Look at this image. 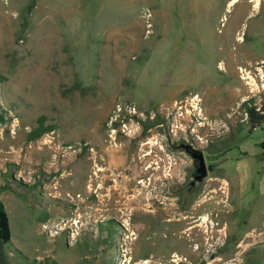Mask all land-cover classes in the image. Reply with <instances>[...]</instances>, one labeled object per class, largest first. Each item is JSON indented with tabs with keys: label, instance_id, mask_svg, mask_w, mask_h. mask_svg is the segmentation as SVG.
<instances>
[{
	"label": "rangeland",
	"instance_id": "rangeland-1",
	"mask_svg": "<svg viewBox=\"0 0 264 264\" xmlns=\"http://www.w3.org/2000/svg\"><path fill=\"white\" fill-rule=\"evenodd\" d=\"M248 100L264 106V0H0L15 263L264 264ZM186 146L208 171L190 190Z\"/></svg>",
	"mask_w": 264,
	"mask_h": 264
},
{
	"label": "trees",
	"instance_id": "trees-1",
	"mask_svg": "<svg viewBox=\"0 0 264 264\" xmlns=\"http://www.w3.org/2000/svg\"><path fill=\"white\" fill-rule=\"evenodd\" d=\"M251 100L243 102L245 113H246V123L248 125V132H252L257 127H260L264 122V106H260L258 110L256 106L251 102ZM1 119V117H0ZM50 126L44 127L41 125L40 128L34 130L30 134V138H36L40 136L42 133L51 130ZM261 152L257 155L258 159L264 160V140L260 141L258 144ZM245 153V152H244ZM11 238L10 227H9V219L7 212L5 210L4 204L0 199V239L2 243H8Z\"/></svg>",
	"mask_w": 264,
	"mask_h": 264
},
{
	"label": "crops",
	"instance_id": "crops-1",
	"mask_svg": "<svg viewBox=\"0 0 264 264\" xmlns=\"http://www.w3.org/2000/svg\"><path fill=\"white\" fill-rule=\"evenodd\" d=\"M262 162V171L260 172V178H259V192H261L262 190H264V160H261ZM4 193V191L0 192V199L4 204L5 210L7 212L8 215V219H9V227H10V233H11V238L10 241L8 243H2L1 239H0V264H14L15 263V257L18 253L23 254V249H21L22 247H20L21 243H19L12 234V229H11V223H10V219L12 218V208H9V204L7 205V203H5L3 201L2 198V194ZM28 256L25 255V260L26 262L22 263V264H28ZM18 260V259H17ZM15 264H18L17 262Z\"/></svg>",
	"mask_w": 264,
	"mask_h": 264
},
{
	"label": "water",
	"instance_id": "water-1",
	"mask_svg": "<svg viewBox=\"0 0 264 264\" xmlns=\"http://www.w3.org/2000/svg\"><path fill=\"white\" fill-rule=\"evenodd\" d=\"M186 146V150L191 154V156L195 159V171L192 174L191 185L200 182L207 176V167L205 163V158L203 154V150Z\"/></svg>",
	"mask_w": 264,
	"mask_h": 264
},
{
	"label": "flooded vegetation",
	"instance_id": "flooded-vegetation-1",
	"mask_svg": "<svg viewBox=\"0 0 264 264\" xmlns=\"http://www.w3.org/2000/svg\"><path fill=\"white\" fill-rule=\"evenodd\" d=\"M194 171H195V170H194ZM193 173H194V172H193ZM193 173H192V174H193ZM192 174H191V179H192ZM189 185H190V186H189V188H188V189L190 190V189H191V188H193V187H194L196 184H194V185H191V181H190Z\"/></svg>",
	"mask_w": 264,
	"mask_h": 264
},
{
	"label": "built area",
	"instance_id": "built-area-1",
	"mask_svg": "<svg viewBox=\"0 0 264 264\" xmlns=\"http://www.w3.org/2000/svg\"><path fill=\"white\" fill-rule=\"evenodd\" d=\"M257 109L259 110L260 109V106H256ZM264 126V122L261 124V127Z\"/></svg>",
	"mask_w": 264,
	"mask_h": 264
}]
</instances>
